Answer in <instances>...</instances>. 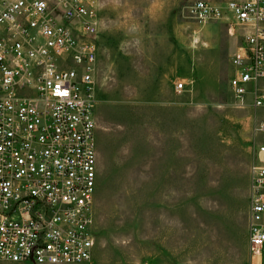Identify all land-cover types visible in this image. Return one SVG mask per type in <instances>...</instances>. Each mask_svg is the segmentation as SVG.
Listing matches in <instances>:
<instances>
[{
  "label": "rangeland",
  "instance_id": "obj_1",
  "mask_svg": "<svg viewBox=\"0 0 264 264\" xmlns=\"http://www.w3.org/2000/svg\"><path fill=\"white\" fill-rule=\"evenodd\" d=\"M194 1L98 0L96 246L79 264H253L264 106L230 89L244 29L199 23Z\"/></svg>",
  "mask_w": 264,
  "mask_h": 264
},
{
  "label": "built area",
  "instance_id": "obj_2",
  "mask_svg": "<svg viewBox=\"0 0 264 264\" xmlns=\"http://www.w3.org/2000/svg\"><path fill=\"white\" fill-rule=\"evenodd\" d=\"M190 12L204 25L229 13V34L244 29L230 89L242 105L251 95L263 107L264 0H196ZM98 34V0H0V260L92 259ZM252 172L248 250L264 264V143Z\"/></svg>",
  "mask_w": 264,
  "mask_h": 264
},
{
  "label": "crops",
  "instance_id": "obj_3",
  "mask_svg": "<svg viewBox=\"0 0 264 264\" xmlns=\"http://www.w3.org/2000/svg\"><path fill=\"white\" fill-rule=\"evenodd\" d=\"M216 22H219V21H216ZM94 94H95V99H97V96H96V89H94ZM99 103H98V100H97V103H96V106L98 105ZM96 106H95V109H96ZM259 116V115H258ZM259 119H261V118H259ZM262 122H264V121H262ZM96 132H97V130H96Z\"/></svg>",
  "mask_w": 264,
  "mask_h": 264
}]
</instances>
